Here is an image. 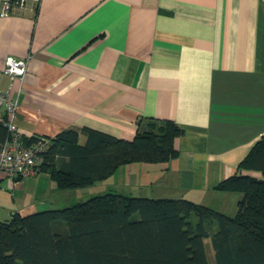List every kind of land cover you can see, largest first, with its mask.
Returning a JSON list of instances; mask_svg holds the SVG:
<instances>
[{"label":"crops","instance_id":"obj_1","mask_svg":"<svg viewBox=\"0 0 264 264\" xmlns=\"http://www.w3.org/2000/svg\"><path fill=\"white\" fill-rule=\"evenodd\" d=\"M5 1L13 0H0V89L19 96L23 134L88 127L131 140L142 119L172 120L184 129L176 158L123 164L86 188L188 198L236 214L243 194L216 186L264 136V0L14 1L2 15ZM8 56L29 60L24 82L5 73ZM6 117L0 110V122ZM4 178L24 194L30 178L41 184L37 196L43 183L61 191L45 171ZM38 201L0 205V220L39 210ZM208 253L214 259L212 246Z\"/></svg>","mask_w":264,"mask_h":264},{"label":"trees","instance_id":"obj_2","mask_svg":"<svg viewBox=\"0 0 264 264\" xmlns=\"http://www.w3.org/2000/svg\"><path fill=\"white\" fill-rule=\"evenodd\" d=\"M0 122V142L8 136ZM81 133L86 141L81 142ZM184 129L172 120L142 119L133 139L85 127L49 137L41 171L61 190L86 188L123 164L176 158ZM41 134H23L25 143ZM264 136L237 172L216 186L242 193L235 215L188 198L106 191L61 208L14 212L0 220V264H264ZM19 178L18 180H21Z\"/></svg>","mask_w":264,"mask_h":264},{"label":"built area","instance_id":"obj_3","mask_svg":"<svg viewBox=\"0 0 264 264\" xmlns=\"http://www.w3.org/2000/svg\"><path fill=\"white\" fill-rule=\"evenodd\" d=\"M14 1L24 5L26 1L39 3L41 0L5 1L1 8L2 15L11 12ZM28 68V59L15 56H8L6 59L5 73L12 78H19L24 82ZM19 106V96L13 97L10 90L0 89V110L4 109L7 112L5 125L9 132L8 138L4 142H0V175L5 174L14 183L19 178L33 177L41 171V154L48 148L51 141L48 136L39 135L34 142L25 143L23 133L15 122Z\"/></svg>","mask_w":264,"mask_h":264},{"label":"rangeland","instance_id":"obj_4","mask_svg":"<svg viewBox=\"0 0 264 264\" xmlns=\"http://www.w3.org/2000/svg\"><path fill=\"white\" fill-rule=\"evenodd\" d=\"M260 175L262 177H264L263 174L260 173ZM44 175H41L40 178H42ZM26 182H28V184L26 183V190H25V194L23 192H21V190L19 188L16 187H11L10 186V181L8 178H4L1 183H0V201H2V203H6V204H1L4 207H9L11 206V208H13L16 204H22V203H28L31 202L32 199H34L35 197H37V199L39 200L38 202H40V204L38 203V209L39 210H44L47 207L43 206V201L41 200V197H46L50 200L51 202V206L54 208H61L64 207V205L58 204L59 206H55L56 203H59L58 201H60L63 197L66 198H71V197H77L78 199L81 200H86L89 197H91L92 195L95 194H91V190L90 188H86V189H78L73 191L74 193H69L66 195H63L62 190L59 192H54V193H50V186L48 184H44L40 187L42 188V192L39 191L38 192V196H37V190L39 188L38 184L40 182H34L35 180L33 179H27L25 180ZM23 186V184H21V187ZM48 186V187H47ZM23 193V194H22ZM98 193H103V192H97ZM24 195V196H23ZM72 195V196H71ZM135 195H141V194H135ZM143 195H148V194H143ZM72 203V202H71ZM205 243H206V247L207 250L211 252V239L210 238H206L205 239ZM210 258V256H209ZM210 261H214V259L210 258ZM213 264V263H212Z\"/></svg>","mask_w":264,"mask_h":264}]
</instances>
